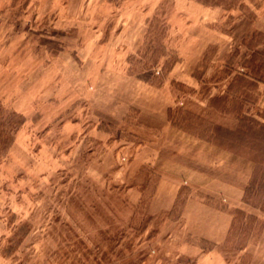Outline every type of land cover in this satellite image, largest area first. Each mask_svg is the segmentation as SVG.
<instances>
[{"label": "rangeland", "instance_id": "374dc122", "mask_svg": "<svg viewBox=\"0 0 264 264\" xmlns=\"http://www.w3.org/2000/svg\"><path fill=\"white\" fill-rule=\"evenodd\" d=\"M262 1L156 0L148 12L96 17L105 37L120 19L149 21L139 51L123 64L144 86L148 79L163 83L193 51L201 55L195 68L201 83L169 75L174 116L222 143L208 140L220 147L209 158L232 165L206 162L209 173L251 183L234 207V214H246L238 215L229 240L215 245L191 236L179 219L187 185L169 213L150 212L160 174L152 163L135 168L131 161L155 132L137 107L117 118L102 106L94 73L106 61L102 47L82 43L79 28L54 27L53 0H0V264H264L260 126L253 125L251 139L229 140L214 128L235 129L237 114L198 101L210 89V97L224 93L227 71L246 70L242 63L252 51L264 49V11L256 6ZM262 86L248 88L246 101H257ZM258 112H264L262 100L249 113L263 122Z\"/></svg>", "mask_w": 264, "mask_h": 264}, {"label": "crops", "instance_id": "0c3cea01", "mask_svg": "<svg viewBox=\"0 0 264 264\" xmlns=\"http://www.w3.org/2000/svg\"><path fill=\"white\" fill-rule=\"evenodd\" d=\"M53 1L51 20L54 27L70 28V30L79 28V31L75 30V32L82 37V43L95 44L92 50L98 46L102 47L100 55L102 54V59L106 61L94 72L99 76L97 80L104 96L101 97L102 106L107 107L109 113L117 118L126 116L132 107H137L140 110L141 122L154 129V137L137 147V150L134 149L135 156L131 161V164L135 163V168L142 163H152L160 174L149 204L150 212L169 213L176 205L183 185H187L189 193L183 203L179 219L191 236L210 241L215 245L223 244L232 226L234 207L239 201L243 202L244 187L248 182L243 184L209 173L204 168L206 162L209 167L223 165L230 168L232 164L230 161L226 163L214 157L210 159L209 156L220 154L217 153L220 152V147L206 140L199 135V132L180 127L169 115L170 109L173 110V117L176 113L172 90L168 86L169 75L178 72L181 77L195 78L201 83L203 78L195 73V68L201 60L199 52L195 50L188 55L182 62L185 64L182 69L180 66L173 67L168 78L161 85L145 82L147 85L144 86L142 80L130 72L129 66L123 64L130 54L139 51L146 37L149 21L139 18L120 19L118 24L114 22L110 34L105 37L106 26L102 19L96 17L102 11L105 13L102 17L112 16L114 19L117 18V12L122 10L148 12L156 9V0H144L143 3L140 2L141 0ZM263 4L262 1L256 6L264 11ZM106 48H112L113 52H107ZM94 56L96 57V54L92 55ZM116 59L120 60L119 65H116ZM262 90L257 101L247 102L246 111L251 112L253 106L259 104L261 100L264 102ZM211 95L213 94L210 89L207 95H203L204 97L198 100L199 105L220 112L208 105ZM179 109H186V106ZM224 114L230 116L233 113L224 112ZM222 198L226 204L221 203Z\"/></svg>", "mask_w": 264, "mask_h": 264}, {"label": "trees", "instance_id": "16d2710c", "mask_svg": "<svg viewBox=\"0 0 264 264\" xmlns=\"http://www.w3.org/2000/svg\"><path fill=\"white\" fill-rule=\"evenodd\" d=\"M258 34H262L259 32ZM259 55V56H258ZM247 64V65H246ZM243 67L246 70H237L234 74H232V69L231 71H227V75L230 78V84L228 86V89L225 90L224 93L222 94H216L215 96H212L208 100V105L210 107H213L217 109L220 112H232L236 113L237 119L239 120V124L235 129H230L222 125H216L214 128L215 133L218 135H221L223 137H227L229 140L230 139H238V140H243V139H251L249 135L253 133L254 127L253 125H258L260 126V131L258 132V135L261 136L258 140L260 142H264V112H258V116L262 117L263 122L259 120V118L255 115H252L249 113V111L244 110L245 105L247 104V97L248 91L247 89L250 87H260V84L262 83L264 85V49H255L252 51L250 58H247L243 63ZM131 73H135L133 71H130ZM153 84L156 85H161V82H156L154 80L148 79ZM242 91V96L239 97L237 96L238 92ZM264 93V92H263ZM232 98V100H231ZM232 101V103H230ZM170 118L179 125L180 127L184 129H188L185 125L180 123L175 116L173 117V110L170 109L169 111ZM257 133V132H255ZM199 135L204 137L207 140H212L218 142L217 144H222L219 142L217 139L213 137L205 136L203 133L199 132ZM230 149H235L231 144L229 145ZM259 151L262 153L264 156V148L260 147ZM254 162H257L255 157L251 158ZM261 169V168H260ZM253 182V181H252ZM251 187V183L248 184V186L245 187V191L247 192ZM245 201L247 202V199L245 198ZM264 209V207H261ZM244 215L246 212L243 209H236L232 226L230 228L229 233L233 230L234 225L236 223L238 215ZM252 219H258V217L254 214L248 215ZM230 236L228 235L227 240H229Z\"/></svg>", "mask_w": 264, "mask_h": 264}]
</instances>
